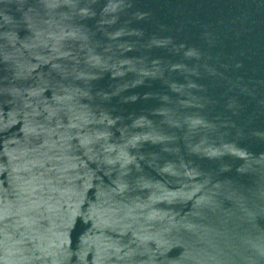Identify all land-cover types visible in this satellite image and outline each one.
Here are the masks:
<instances>
[{
	"label": "water",
	"instance_id": "1",
	"mask_svg": "<svg viewBox=\"0 0 264 264\" xmlns=\"http://www.w3.org/2000/svg\"><path fill=\"white\" fill-rule=\"evenodd\" d=\"M0 264H264V0H0Z\"/></svg>",
	"mask_w": 264,
	"mask_h": 264
}]
</instances>
